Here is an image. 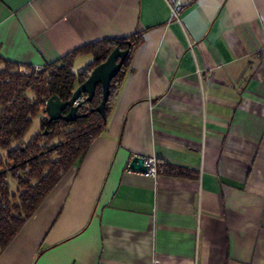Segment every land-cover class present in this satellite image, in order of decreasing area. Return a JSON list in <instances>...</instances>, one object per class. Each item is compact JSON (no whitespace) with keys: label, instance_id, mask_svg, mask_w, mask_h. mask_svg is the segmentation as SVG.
Segmentation results:
<instances>
[{"label":"crops","instance_id":"0c3cea01","mask_svg":"<svg viewBox=\"0 0 264 264\" xmlns=\"http://www.w3.org/2000/svg\"><path fill=\"white\" fill-rule=\"evenodd\" d=\"M138 33L105 130L0 264H264V0H0V57L22 72Z\"/></svg>","mask_w":264,"mask_h":264},{"label":"trees","instance_id":"16d2710c","mask_svg":"<svg viewBox=\"0 0 264 264\" xmlns=\"http://www.w3.org/2000/svg\"><path fill=\"white\" fill-rule=\"evenodd\" d=\"M129 42L131 43L129 45ZM140 42L139 33L121 39H106L86 45L60 61L45 65V70L27 72L20 65L3 60L0 69V244L6 248L32 216L61 178L87 154L92 142L107 126L112 104L123 80L130 55ZM117 46L130 49L121 71L112 79L106 104L107 119L98 112H91L75 122L62 119L48 121L45 101L53 95L62 100L70 99L79 81H85L91 70L104 62ZM77 53H91L95 60L85 70L72 69ZM102 100V88H97L91 103L80 109L87 113ZM41 115V132L30 141L25 136L34 118ZM72 128V129H70ZM45 131L47 133L45 134ZM170 174L188 176L191 172L165 164ZM9 177L18 183L17 193L12 192Z\"/></svg>","mask_w":264,"mask_h":264},{"label":"water","instance_id":"95a60500","mask_svg":"<svg viewBox=\"0 0 264 264\" xmlns=\"http://www.w3.org/2000/svg\"><path fill=\"white\" fill-rule=\"evenodd\" d=\"M129 52V48L122 49L120 46L113 49L104 62L91 70L85 81L78 82L70 99L64 101L58 95L50 97L45 105L48 121L52 122L62 119L66 122H75L80 117L87 116L91 112L100 113L106 120V104L110 95L112 79L121 71ZM99 86L102 88V100L100 104L97 107L91 108L87 113H80V109L83 106L93 101ZM82 96H85V99L75 104ZM46 133L47 131H45ZM145 160L146 158L143 156L134 155L129 164L130 169L146 172L147 166L145 165Z\"/></svg>","mask_w":264,"mask_h":264},{"label":"built area","instance_id":"2783aa9c","mask_svg":"<svg viewBox=\"0 0 264 264\" xmlns=\"http://www.w3.org/2000/svg\"><path fill=\"white\" fill-rule=\"evenodd\" d=\"M182 5L177 2L176 4L173 5V17L176 19L180 18V14L182 12ZM33 71L35 73H41L42 71L45 70V65H37L33 67ZM27 72V71H24ZM85 99V96L80 97V99H78L75 104L79 103L80 101H83ZM47 101H45V105H46ZM145 165L147 166V171L146 172H142L144 175L146 176H150V177H156L157 176V172H158V160L155 156L153 157H149L146 158L145 160ZM153 264H164L162 263L159 259H154Z\"/></svg>","mask_w":264,"mask_h":264},{"label":"rangeland","instance_id":"374dc122","mask_svg":"<svg viewBox=\"0 0 264 264\" xmlns=\"http://www.w3.org/2000/svg\"><path fill=\"white\" fill-rule=\"evenodd\" d=\"M26 71H28V70H26ZM41 118H42L41 115H39L36 118H34L33 123H32V126H31V129L29 130V132L25 136V139H24L25 141H30L33 138V136H35L37 133L41 132ZM70 129H72V128H70ZM5 154H6V152L0 149V155H5ZM12 180L10 178L9 179V182L10 183L11 182L15 183L14 180L13 181ZM11 188H13V187L11 186ZM13 192L14 193H17V187L16 186H14Z\"/></svg>","mask_w":264,"mask_h":264}]
</instances>
